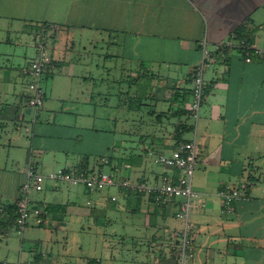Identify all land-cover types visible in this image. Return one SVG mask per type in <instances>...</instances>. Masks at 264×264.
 <instances>
[{"label":"crops","instance_id":"1","mask_svg":"<svg viewBox=\"0 0 264 264\" xmlns=\"http://www.w3.org/2000/svg\"><path fill=\"white\" fill-rule=\"evenodd\" d=\"M240 31L264 48V0H0V251L7 249L0 264H107L113 240L122 250L153 253L156 264H174L181 200L160 207L130 189L123 207L134 205L133 216L139 212V233L112 228L119 193L101 202L94 194L103 191L49 179L43 191L29 193V199L43 194L48 223L30 227L27 237L25 231L14 262L8 259L10 249L15 252L8 230L14 231L30 164L44 176L72 168L116 169L131 180L135 168V182L177 181L180 172L155 158L176 156L191 133L198 148L192 187L200 195L190 215L194 264H264V59L252 54L247 62L236 47L216 51ZM43 32L53 64L43 78L44 105L34 109L28 71ZM203 41L213 58L196 121L191 77L203 60ZM124 75L133 76L132 97L117 84L126 81ZM112 89L120 100L138 101V118L103 117L99 109L110 105ZM120 121L126 127L117 130ZM119 130L133 158L124 168L114 161ZM104 157L111 166L101 165ZM226 185L241 187L249 200L222 215L218 193ZM70 228L83 238L73 255L52 248L61 238L69 243V236L53 232L65 235Z\"/></svg>","mask_w":264,"mask_h":264},{"label":"built area","instance_id":"2","mask_svg":"<svg viewBox=\"0 0 264 264\" xmlns=\"http://www.w3.org/2000/svg\"><path fill=\"white\" fill-rule=\"evenodd\" d=\"M203 60L192 73L193 84V102L191 105V116L194 120L199 119L200 110L204 102L205 82L204 75L213 58V52L206 47V41L201 43ZM37 54L31 60L28 71L30 82L28 84L30 96L28 104L34 109H40L44 105L45 91L42 81L50 67L53 59L48 51L45 34L41 33L37 40ZM239 48L246 55V61H251V55L256 54L264 59V48H257L253 41L248 38H238L235 34L225 43L218 44L216 51L230 48ZM198 148L195 141H189L181 144L180 152L169 157L165 154H159L155 162L161 166L174 169L180 172L177 181H172L169 177H162L158 182L140 180L132 182L129 178L118 175L117 170L104 171L89 170L84 168H72L70 170L51 173L44 176L39 173L36 166L30 164L27 167L28 179L21 188V196L16 201V211L14 217V228L20 235H24L29 226L30 220L37 226H44L48 223L49 209L46 204L32 203L29 199V193L32 190L41 192L45 188L47 179L53 182H67L71 184H82L89 191H103L108 187L118 186L145 194L150 197L156 206L168 207L178 203L177 219L182 221L183 225L176 233L174 238L177 240L175 263L174 264H194L195 244L192 237V223L190 221L193 202L199 198V194L192 187V180L197 167ZM102 166H111L108 157L101 160ZM222 201L220 212L222 215L230 214L239 201L249 200V196L241 187L226 185L218 193ZM115 200V198H113ZM6 264H30L23 261Z\"/></svg>","mask_w":264,"mask_h":264},{"label":"rangeland","instance_id":"3","mask_svg":"<svg viewBox=\"0 0 264 264\" xmlns=\"http://www.w3.org/2000/svg\"><path fill=\"white\" fill-rule=\"evenodd\" d=\"M33 49H35V48H33ZM137 70L139 71V67L137 68ZM123 77H124V80H126V81H120L117 84L122 85V86L124 85V87H127L126 92H129L130 97H132V95H134V93L137 90V87L134 84V79L132 78L133 76H130V75L125 76L124 75ZM29 82H30V80H29ZM43 82H44V79L42 81V86L45 84V83L43 84ZM112 87H113V89H115V88L118 89V87L116 85H113ZM113 89L111 92L112 96L108 99L109 101H111L110 105H107L104 109H99L101 111V113H104L103 117L107 118V117H109V114H112L113 117L117 115V117L119 118L118 120H122V119L124 120L125 118H128V117H129V119L130 118L131 119L138 118L139 117L138 116L139 111L136 110L137 104H139L138 101L135 98H129V101L127 99L120 100V99L116 98L115 94L117 91L113 90ZM130 99H131V101H130ZM125 101H127V104H125ZM131 102H133V105L131 106L132 109H128L129 108L128 105H130ZM126 105H127V107H126ZM121 107L122 108L124 107V110L116 111V108H121ZM99 118H100V116H99ZM99 122L100 121L98 120V123ZM101 123L104 124V122H101ZM105 123H107V122H105ZM130 123L131 124H129V126L134 125L133 121H130ZM108 125L109 124H107V126ZM116 125H117V130L126 127V124H124V122L122 123L121 121ZM110 126H112V125H110ZM133 127H139V126L134 125ZM134 131H135V128H134ZM120 132H122V131L119 130L117 132V139L119 141H118V145L114 151V161H115V164H117L121 168H124L125 167V161L128 158V156L126 154V149L124 148L125 144L123 141V135ZM136 133L139 136V132H136ZM134 139L136 140L137 138H132V140H134ZM186 139H188L190 141L197 142L194 133L187 135ZM136 155H137V157L139 156V150H136ZM129 158L133 161L132 156H130ZM157 167H159V166H157ZM49 181H50V183H54L50 179L48 180V182ZM131 181L135 182V168L132 170ZM120 189H121V191H118V189H116V188H110V189L106 188L105 190H103V192H100V193H103L102 195H100L98 193H95L94 195L98 201H101V202L104 201L105 202V198H107L109 196V194L119 193L120 194L119 195V204H121V209L119 212H115V214H114V221H113L112 228L117 230V231L118 230H120V231L125 230L128 232L135 231V229H136V232L139 233V219H134V217L139 218V212H138L137 216H133L134 211H131V210H133L135 208L134 205H131L132 209L131 208L127 209V208L123 207V206H125V203H126V200L124 197V193H125L124 191H126L128 189L123 188V187H121ZM33 193L34 192H32L31 194H33ZM104 194H106L107 196H104ZM98 195L100 197H98ZM38 196L39 197H35V195H32L30 198L31 202L32 203H34V202L42 203V199L40 197H42L43 194H41V195L39 194ZM34 198H36V199L34 200ZM180 222L182 223V221H180ZM32 226L40 227V226H37L33 220L32 221L30 220L27 230L29 231V228ZM27 230L25 233L26 237H27V235H29ZM48 233H51V230H49ZM53 233H54V235L57 234L59 237H63V236L68 237L69 236L68 237L69 243H67V238H65V239L61 238L59 243L54 242V244L52 245V248H55V246H57V248L60 250L61 253H67L69 255L75 254L76 250H78L77 243L79 242V240L83 241L82 240L83 238L80 237V234L71 231V228H70V231L66 232L65 235L63 234V231H61V230H57ZM8 234H9L8 237H9L10 244L13 243L14 247H15L14 255H12L13 251H11V249H10L11 256L8 259L10 262H12V261L14 262L15 258L19 257L20 253L18 251V246H20L21 239L23 236L20 235L15 228H14V231L11 229L8 230ZM93 235H97V234L95 233ZM62 240H65L62 242L64 247H62V244H61ZM112 248H113V250L111 251V253L113 254V258L111 259L110 257H107V260H106L107 264H156L157 263L155 255L153 253L143 252L141 255H139V248H137L138 249L137 251H131V252L128 250H124V249L122 250V248L119 247L118 240L112 241ZM29 249H30V246L26 244L24 247L25 252L29 251ZM5 251H7V249H4L2 247L0 254H5Z\"/></svg>","mask_w":264,"mask_h":264},{"label":"trees","instance_id":"4","mask_svg":"<svg viewBox=\"0 0 264 264\" xmlns=\"http://www.w3.org/2000/svg\"><path fill=\"white\" fill-rule=\"evenodd\" d=\"M238 38H248L247 36L243 35V31H240L239 33L235 34ZM249 39V38H248Z\"/></svg>","mask_w":264,"mask_h":264},{"label":"water","instance_id":"5","mask_svg":"<svg viewBox=\"0 0 264 264\" xmlns=\"http://www.w3.org/2000/svg\"><path fill=\"white\" fill-rule=\"evenodd\" d=\"M128 175H126V177H127Z\"/></svg>","mask_w":264,"mask_h":264}]
</instances>
